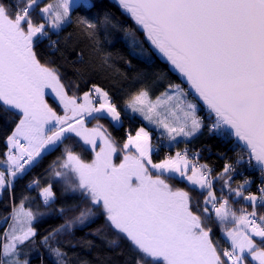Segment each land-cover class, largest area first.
Here are the masks:
<instances>
[{
  "label": "snow or ice",
  "instance_id": "snow-or-ice-1",
  "mask_svg": "<svg viewBox=\"0 0 264 264\" xmlns=\"http://www.w3.org/2000/svg\"><path fill=\"white\" fill-rule=\"evenodd\" d=\"M115 6L0 0V264H264V0Z\"/></svg>",
  "mask_w": 264,
  "mask_h": 264
},
{
  "label": "trees",
  "instance_id": "trees-1",
  "mask_svg": "<svg viewBox=\"0 0 264 264\" xmlns=\"http://www.w3.org/2000/svg\"><path fill=\"white\" fill-rule=\"evenodd\" d=\"M93 2L101 5V7L108 6L117 15H119V12L122 11V10L118 9L117 6H115V0H93ZM118 39H120V38H118ZM116 47L120 49V51L122 52V54L126 58L131 59L133 61V63L137 64L138 67L146 68L148 70L151 66L155 65V67L157 69V72L165 74L168 79H170V80H172V81H174L176 83L180 82L179 79H177V74L175 72H170L169 71L170 65H168V63L164 60V58L162 56H160L158 53L154 57H151V59L154 62L150 63V64L142 63L141 60L138 59V57H140V56H143L145 58L149 57V53L152 50L149 49L148 46H145V50H144L143 53H140L138 50L137 51H132L130 49V47H128L127 42L122 41V40H121V42L116 44ZM157 61H161L162 63L165 64V66H163L160 63H158ZM70 71L71 70L69 69V72ZM135 121H138L140 123H146V122L142 121L138 116L135 117ZM0 123H2V118H0ZM127 127H128V123H126L124 125L125 129ZM123 131H124V129H120L119 131H114L113 135L119 137V136L123 135ZM201 146H206L203 149V154L205 156L209 157L210 159H213V160L215 159L216 152L218 150H220V148L222 147L219 144V142L214 140L212 137L201 138L200 140L196 141L195 144L193 145V147H195L197 149H200ZM209 148L211 149V154H209V151H208ZM49 159H52V158L50 157ZM45 166H46V164H45ZM36 171L39 174V173H41L43 171V168L37 169ZM17 194H19V190H18ZM5 211L6 210L4 208V200L0 199V214L4 213ZM59 222L60 221H58V220H47L41 225V230H43L45 228H48L51 224H55V223H59ZM0 231H2V228H0ZM87 231H88V229H84L83 231L78 232L77 235L78 236H84ZM88 238L95 239V241H96V243L98 245H103L104 244V242L99 240L98 238H95V237H88ZM103 250L104 249L102 248L101 251H103ZM109 251H111V250H109ZM116 259L117 260H123L124 257H122V256L121 257H116Z\"/></svg>",
  "mask_w": 264,
  "mask_h": 264
},
{
  "label": "rangeland",
  "instance_id": "rangeland-1",
  "mask_svg": "<svg viewBox=\"0 0 264 264\" xmlns=\"http://www.w3.org/2000/svg\"><path fill=\"white\" fill-rule=\"evenodd\" d=\"M148 71L151 73V72H157V69L155 67V65L151 66Z\"/></svg>",
  "mask_w": 264,
  "mask_h": 264
},
{
  "label": "crops",
  "instance_id": "crops-1",
  "mask_svg": "<svg viewBox=\"0 0 264 264\" xmlns=\"http://www.w3.org/2000/svg\"><path fill=\"white\" fill-rule=\"evenodd\" d=\"M158 63H160V64H162L163 66H165V64L164 63H162L161 61H157Z\"/></svg>",
  "mask_w": 264,
  "mask_h": 264
}]
</instances>
